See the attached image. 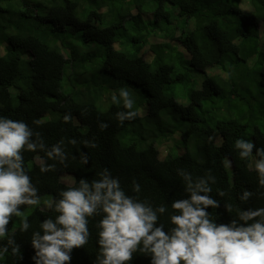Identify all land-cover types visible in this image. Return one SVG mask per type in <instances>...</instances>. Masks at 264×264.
<instances>
[{"label": "trees", "instance_id": "trees-1", "mask_svg": "<svg viewBox=\"0 0 264 264\" xmlns=\"http://www.w3.org/2000/svg\"><path fill=\"white\" fill-rule=\"evenodd\" d=\"M127 44L132 51L122 50ZM175 46L187 53V68L202 75L201 88L188 87L185 102L174 86L183 81L174 74ZM122 87L132 93L137 116L120 124L116 113L129 110L111 98ZM0 116L24 120L49 147L63 139L68 155L65 167L42 151L24 153L41 203L18 206L30 227L21 232L13 217L9 234L20 253L9 248L0 264H34L32 233L43 235L41 221L59 214L47 201L81 178L99 179L104 168L127 194L136 195L135 179L141 199L166 205L160 217L166 228L178 214L172 201L187 196L178 168L194 179L209 170L215 176L210 195L220 207L209 212L217 222L235 219L237 209L264 207L257 158L242 160L234 148L238 138L264 147V0H0ZM99 122L108 128L100 130ZM170 141L178 148L162 157L159 148ZM42 162L55 169L41 173ZM245 189L254 195L242 202ZM100 219L90 218L88 242L73 248L72 264H96ZM6 243L7 237L0 241ZM133 261L149 264L139 252Z\"/></svg>", "mask_w": 264, "mask_h": 264}, {"label": "clouds", "instance_id": "clouds-1", "mask_svg": "<svg viewBox=\"0 0 264 264\" xmlns=\"http://www.w3.org/2000/svg\"><path fill=\"white\" fill-rule=\"evenodd\" d=\"M111 99L113 104L122 101L124 109L129 110L116 113L120 124L137 116L131 110L135 101L127 87L119 89V98L114 94ZM63 119L67 123L72 117L66 114ZM98 127L105 130L108 124L99 122ZM69 143L75 145L77 141L72 139ZM83 143L85 147H97L94 141ZM163 145L159 148L162 157L168 151L163 153ZM234 148L239 150L242 160L257 158L258 185L264 188V147H257L254 140L238 138ZM38 151L67 167L63 139L49 147L41 134L24 120L0 116V241L7 237V243L0 245V258L9 248L14 255L20 253L14 234H9L13 217L20 218L21 232H27L30 227L23 209L18 206L41 203L24 159L25 152ZM88 162L87 154L83 153L81 163ZM54 169L55 164H40L41 173ZM176 171L182 177L187 196L172 201L171 208L178 214L169 216L171 227L167 228L160 221L168 211L167 206H154L148 199H141V185L135 179L131 191L136 195L127 194L120 179L112 176L108 168L98 173L97 180L81 178L77 186L59 191V199L47 201V207H54L59 214L55 219L41 221L43 235L39 231L32 233L31 246L36 250L32 257L34 264H72V250L88 242L89 220L95 216H101L96 225L100 248L96 264H134L136 252L142 253L149 264H264V207L237 209L235 219L217 222L209 212V208L220 207V202L210 195L211 185L216 183L211 171L195 179L185 169ZM225 194L223 190L217 191L221 197ZM253 195L245 189L239 199L247 202ZM225 207L232 211L231 205Z\"/></svg>", "mask_w": 264, "mask_h": 264}, {"label": "rangeland", "instance_id": "rangeland-1", "mask_svg": "<svg viewBox=\"0 0 264 264\" xmlns=\"http://www.w3.org/2000/svg\"><path fill=\"white\" fill-rule=\"evenodd\" d=\"M157 40L160 41V39H157ZM128 44L124 45V48L122 49L124 52H130L133 50V47L129 46ZM175 48H177V46H175ZM163 49L166 50V48H163ZM174 50L175 52H174V57L172 58V60L174 61V58L177 59V62H174V74L180 73L183 75V79H182L183 81L181 83H176L174 86H175V89L177 90V99L181 102H185L188 87L192 86L193 88H201L199 76L202 78V75L200 73L194 72L192 68H190L192 70L187 68V59H186L187 53L184 52L182 48H177ZM216 72L218 71H215L214 69H209L207 71V74H216ZM190 75H192L194 80L190 81ZM196 75L198 76V78ZM113 83H115L116 85L118 84V85L128 86L132 90H136L137 92H139L136 86L126 84V83H119V82H113ZM178 93H183V96ZM163 147H164L163 153L167 149L169 150V152H171L173 150H177L178 148V146L176 147V144L174 143V141H170L168 143L165 142ZM69 180L70 179H67V182H69Z\"/></svg>", "mask_w": 264, "mask_h": 264}, {"label": "bare ground", "instance_id": "bare-ground-1", "mask_svg": "<svg viewBox=\"0 0 264 264\" xmlns=\"http://www.w3.org/2000/svg\"><path fill=\"white\" fill-rule=\"evenodd\" d=\"M137 33H138V31H137ZM117 88V87H116ZM107 103V102H106ZM241 184V183H240Z\"/></svg>", "mask_w": 264, "mask_h": 264}]
</instances>
